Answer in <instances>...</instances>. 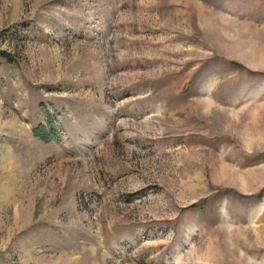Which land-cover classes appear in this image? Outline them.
<instances>
[{"label": "rangeland", "instance_id": "rangeland-1", "mask_svg": "<svg viewBox=\"0 0 264 264\" xmlns=\"http://www.w3.org/2000/svg\"><path fill=\"white\" fill-rule=\"evenodd\" d=\"M0 264H264V0H0Z\"/></svg>", "mask_w": 264, "mask_h": 264}, {"label": "trees", "instance_id": "trees-1", "mask_svg": "<svg viewBox=\"0 0 264 264\" xmlns=\"http://www.w3.org/2000/svg\"><path fill=\"white\" fill-rule=\"evenodd\" d=\"M2 56L5 57L9 61V58L7 56H4V55H2ZM36 134H37L36 136L38 138L42 139V140H46L47 139V137H45L47 134L48 135H52L51 138H53V139L58 138V135L54 131L50 132V133H46L43 129H40V130L37 131Z\"/></svg>", "mask_w": 264, "mask_h": 264}]
</instances>
